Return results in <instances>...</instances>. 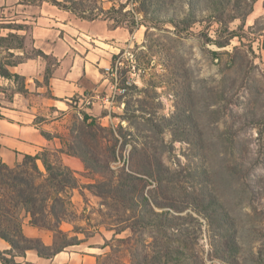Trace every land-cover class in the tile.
Wrapping results in <instances>:
<instances>
[{"label": "rangeland", "instance_id": "obj_1", "mask_svg": "<svg viewBox=\"0 0 264 264\" xmlns=\"http://www.w3.org/2000/svg\"><path fill=\"white\" fill-rule=\"evenodd\" d=\"M113 1L99 11L95 0L66 3L84 9L81 16L121 26L126 40L110 70L102 68L106 86L61 103L60 147L47 149L78 182L66 191L68 212L59 225L77 243L32 264H264V0ZM8 21L0 12V35L7 37L0 41V69L39 56L49 75L57 59L22 43L16 31L24 25ZM1 78L0 111L14 92L25 91L23 76ZM83 113L106 130L85 138ZM78 134L85 146H76ZM84 156L108 164L110 180L120 169L141 177L146 197L164 204L154 209L176 217L170 227L117 232L128 221L94 194L90 186L105 178L85 168ZM157 159L176 182L161 188L156 174H144ZM200 185L217 199L216 212L204 214L192 200ZM28 218L22 212L24 232L35 235ZM40 230L45 243L60 241L53 230Z\"/></svg>", "mask_w": 264, "mask_h": 264}, {"label": "crops", "instance_id": "obj_2", "mask_svg": "<svg viewBox=\"0 0 264 264\" xmlns=\"http://www.w3.org/2000/svg\"><path fill=\"white\" fill-rule=\"evenodd\" d=\"M95 1L93 8L96 10H106L114 4L113 0ZM0 12L5 13L8 22L24 25L17 31L11 30L23 38L24 44L59 62L56 67L52 66L49 75L46 63L39 56L8 67L11 73L24 77L25 89L24 92H14L7 108L0 111V162L14 166L21 162L24 154H35L50 144L60 147L55 133L62 119V101L88 89L97 91L107 85L108 79L102 68L108 66L112 54L124 46L126 32L121 26H114L108 18L97 14L81 16L80 13H85L82 8L73 11L47 0H0ZM18 51L16 54H22ZM2 83L5 81L1 78ZM43 132L51 137L46 138ZM24 225L22 222L25 234ZM32 231L37 234L28 237H41L39 228L33 226ZM0 245L4 250L10 248L2 238ZM30 252L33 250H27L24 257L17 256L15 260L32 264L49 259L39 257L36 251L35 254ZM29 256L31 259H27Z\"/></svg>", "mask_w": 264, "mask_h": 264}, {"label": "trees", "instance_id": "obj_3", "mask_svg": "<svg viewBox=\"0 0 264 264\" xmlns=\"http://www.w3.org/2000/svg\"><path fill=\"white\" fill-rule=\"evenodd\" d=\"M24 1L33 2V0ZM51 2L73 11L78 9H75L72 2L70 6L57 0H51ZM20 28L22 27H18V29ZM7 36L16 35L9 33ZM6 38V36L0 35V41L6 40ZM21 47L12 45L8 48ZM39 55L44 58L48 57L41 51H39ZM0 75L8 78L19 76L16 73L11 74L4 68L0 69ZM22 90L21 88L20 92ZM188 118L190 121L193 119L192 116ZM82 120L83 131L80 134H84L85 138L98 137L99 131L106 130V127L97 125L95 117L92 115L83 113ZM80 134L74 136L76 142L79 140L76 144L77 147L86 145L85 138L83 139ZM43 135L50 138L48 133L43 132ZM71 147L74 148L75 146ZM83 151L88 152L87 147ZM53 157L54 152L44 148L34 155L24 154L21 162L14 166L0 162V238L10 245L9 249L0 251V264H20L15 260V257H24L27 250H35L37 255L42 258H52L67 246L77 243L74 240L66 239L65 233L59 225L68 212L66 191L78 187V182L73 170ZM82 160L86 169L96 171L105 178L90 186L94 187V194L112 201L111 206L121 216L119 221H128L125 227L117 232L129 228L135 234L144 225L163 230L170 227L171 222L176 217L170 218L168 210L157 211L154 209V207L163 208L164 204L155 197L152 199L146 197L141 184V177L120 169V174H117L118 177L116 176L115 180H110L105 174V168H109L108 164H103L98 156L93 159L84 156ZM146 167L147 171L144 174L151 177L156 174L159 181L158 185L160 184L161 188L165 187V184L170 185V183L177 181V174L175 177L171 172L167 177L162 174V171L169 172L158 159L153 163L148 162ZM201 172L206 171L202 169ZM188 174L192 178L196 176L190 172ZM191 198L198 203V210L204 214H212L211 212H216L221 208L215 196L206 192L201 185L198 193L192 194ZM117 207L121 209H115ZM139 207H143V209H138ZM127 211L129 212L128 215H126ZM22 212L29 216L31 225L40 229L53 230L56 238H60V241L57 242L56 240L47 245L40 237L26 236L22 231ZM219 226L224 228L222 222L219 223ZM25 264L28 263L25 262Z\"/></svg>", "mask_w": 264, "mask_h": 264}, {"label": "built area", "instance_id": "obj_4", "mask_svg": "<svg viewBox=\"0 0 264 264\" xmlns=\"http://www.w3.org/2000/svg\"><path fill=\"white\" fill-rule=\"evenodd\" d=\"M105 70H110V67H105ZM112 72L113 71H111V75H112Z\"/></svg>", "mask_w": 264, "mask_h": 264}]
</instances>
